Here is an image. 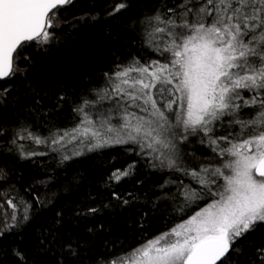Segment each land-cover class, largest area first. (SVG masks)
<instances>
[{
    "label": "trees",
    "instance_id": "obj_1",
    "mask_svg": "<svg viewBox=\"0 0 264 264\" xmlns=\"http://www.w3.org/2000/svg\"><path fill=\"white\" fill-rule=\"evenodd\" d=\"M119 3L126 7L114 12ZM178 3L180 0H71L53 10L49 40L30 42L16 60L21 71L0 80V89L9 90L6 98H0V175L4 177L0 191L9 190L17 203L26 202L29 216L23 220L21 206L14 228L7 230L0 223V264H111L201 206L179 211L184 203L182 187L198 189L199 185L181 171L138 155V145L73 150L63 142L62 147L52 146L50 140L36 145L16 136L23 128L43 138L57 130H71L81 120L74 110L84 101H97L87 108L92 116L97 115L95 108L103 101L98 98L105 97L108 89L106 79L118 66L154 60L166 63L169 54L162 55L156 47L163 49L167 37L150 35L149 18L157 12L167 13ZM254 115L253 109H241L239 119ZM223 125H217L215 135L232 133L235 138L239 126L233 131L227 119ZM13 138L26 152L46 154L22 159L16 145L10 143ZM191 138L178 143L175 157L179 167L198 171L201 165L217 164L223 158L206 142L202 144L201 136ZM76 151L81 154L73 155ZM65 155L70 158L64 160ZM130 164L134 165L130 175L110 180L116 169ZM90 208L97 211L89 213ZM11 211L0 200V219ZM41 238L43 244L38 242ZM234 248L242 253L231 252L223 264H259L254 253L264 248V223H258Z\"/></svg>",
    "mask_w": 264,
    "mask_h": 264
},
{
    "label": "snow or ice",
    "instance_id": "obj_2",
    "mask_svg": "<svg viewBox=\"0 0 264 264\" xmlns=\"http://www.w3.org/2000/svg\"><path fill=\"white\" fill-rule=\"evenodd\" d=\"M69 3L71 0H0V80L21 71L16 60L30 42L49 40L53 10ZM125 7L119 3L113 11ZM149 21L150 35L167 37L163 49L157 45L156 50L169 58L166 63L154 60L118 66L111 74V95L98 99L118 98V125L112 123L113 109L93 119L87 108L97 101H84L74 110L81 115L80 123L70 131L57 130L43 138L23 128L16 136L36 145L50 140L52 146L61 147L70 137L68 142L78 141L89 151L132 143L139 146L138 155L159 161L161 167L166 161L167 167L199 185L198 189L182 187L184 203L179 211L207 198L210 202L205 207L111 264H223L231 252L242 253L234 245L258 223H264V0H180L175 8L169 7L165 14L157 12ZM8 91L0 89V98H6ZM243 92L249 93L248 98ZM129 108L139 109L143 115ZM241 109H253L255 115L239 119ZM225 119L233 131L239 126L235 138L232 133L215 135L217 125L223 127ZM190 135L201 136L202 144L206 142L225 158L223 165L202 166L198 171L179 167L177 138L184 142ZM10 143L16 145L22 159L46 154L26 152L16 138ZM222 143L227 147H221ZM133 167L116 169L110 180L120 181ZM8 193L0 191V200L12 211L5 212L0 223L10 230L16 226L19 207L24 208L23 220L29 216L26 202L17 203ZM113 196L119 198L116 193ZM38 242L43 244V238ZM254 254L264 264V248Z\"/></svg>",
    "mask_w": 264,
    "mask_h": 264
},
{
    "label": "rangeland",
    "instance_id": "obj_3",
    "mask_svg": "<svg viewBox=\"0 0 264 264\" xmlns=\"http://www.w3.org/2000/svg\"><path fill=\"white\" fill-rule=\"evenodd\" d=\"M106 81H107V87H108V89H107V91H104V92H106V95H111V91H110V88H111V81H110L109 77L106 79ZM105 97H106V96H105ZM117 99H118L117 97H113L112 100H109V99H107V98H104L103 101H101L103 104L101 103V105H100L99 107L95 108L96 111H94V112L97 113V115H96V116H92L93 119H96V117H97L100 113H107V111H108L109 109H113L114 112H113V120H112V123L118 125L121 121H120V119H119V116L115 113V109H116V100H117ZM128 110H129V111L137 112L138 115H143V113H140V112H139V109H136V108H129ZM173 119H174V117H173ZM79 123H80V122H79ZM79 123H78V124H79ZM78 124H77V125H78ZM77 125H75L74 128H75ZM72 129H73V128H72ZM69 131H70V130H69ZM191 136H193V135H190L189 138H188V140H193V139L191 138ZM69 139H70V137H69V138H66L65 141H64L63 143L71 145V146L73 147V150H77V149H80V148H82V147H85V146H83V145H80V144L78 143V141H71V142H68ZM188 140H187V141H188ZM177 141H179L178 138H177ZM184 142H186V141H184ZM178 143H180V141H179V142H176V149H177L178 146H179ZM224 162H225V158H222L217 164H215V163H211V164H207V165H203V166H210V167H212V168H216V167H221V166L223 165ZM165 165H167V162H166V161H165ZM201 167H202V165H201L199 168H201ZM192 169L197 170V168H190V170H192ZM220 183H223V180H222V179H221ZM209 202H210V201H209V199H207V198L201 200V201L198 203V205H201V206H200V207H196V208L193 210V213H194L195 211H198L199 209L205 207V205L208 204ZM193 213H192V214H193ZM192 214H191V215H192ZM191 215H189L188 217H190ZM188 217H186L185 220H187ZM181 222H182V221H181ZM181 222H180V223H181ZM180 223H178V224H180ZM178 224H176V225H178ZM176 225H175V226H176ZM173 227H174V226H173ZM173 227H172V228H173ZM170 229H171V228H170ZM170 229H169V230H170ZM169 230H167V231H165V232H168ZM165 232H163V233H165ZM163 233H162V234H163ZM159 236H160V235H159ZM153 239H154V238H153ZM153 239H152V240H153Z\"/></svg>",
    "mask_w": 264,
    "mask_h": 264
}]
</instances>
